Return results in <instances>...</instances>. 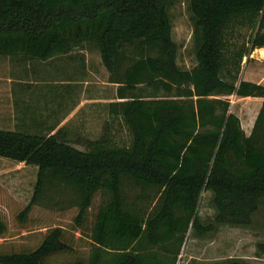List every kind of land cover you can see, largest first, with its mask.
I'll return each mask as SVG.
<instances>
[{
  "label": "trees",
  "instance_id": "trees-1",
  "mask_svg": "<svg viewBox=\"0 0 264 264\" xmlns=\"http://www.w3.org/2000/svg\"><path fill=\"white\" fill-rule=\"evenodd\" d=\"M172 2L0 0V57L46 61L91 44L121 99L107 105L106 136L85 150L67 142L62 127L0 129V157L37 167L29 203L0 198V239L4 213L24 227L55 187L70 189L76 207L70 228L48 226L28 248L0 245V264H175L189 230L202 236L213 228L197 216L203 191L212 193L216 223L250 224L264 199V102L246 136L227 97L264 98L263 85L240 77L244 57L264 48V0H189V70L177 64ZM242 29L250 33L236 42ZM126 184L139 188L130 200ZM258 249L264 254V244Z\"/></svg>",
  "mask_w": 264,
  "mask_h": 264
},
{
  "label": "rangeland",
  "instance_id": "rangeland-1",
  "mask_svg": "<svg viewBox=\"0 0 264 264\" xmlns=\"http://www.w3.org/2000/svg\"><path fill=\"white\" fill-rule=\"evenodd\" d=\"M168 14L172 26V39L177 46V64L181 69L189 70L196 64L194 20L189 8V0H173L169 5ZM240 31L242 36L236 39V42L245 41L250 33L247 29ZM64 56L70 57L71 63L77 67L72 74L78 78L83 76L88 81L84 94L87 96L95 94L106 98L114 96L115 90L113 86L108 84V73L101 63L98 50L93 45L83 44L73 48L67 54L57 57ZM249 57L253 58V53ZM249 57L243 59L242 64ZM32 62L26 61V64H32ZM23 64V62L13 60L10 57H0V69L3 71L7 69L9 76L24 74L25 65ZM80 66L83 68L80 69ZM11 88L12 84L10 85ZM227 98L230 102V111L235 114L238 113L241 104H246L245 100L235 95ZM97 110L99 117L88 118L87 120L84 117H79V115L81 113L90 114V112L84 110L78 112L76 117L62 126L63 138L74 147L85 150L88 143L106 136L105 111ZM81 122L84 123L83 130L89 135L80 134ZM123 133L116 132L117 139L123 136ZM36 176V166L0 157V186L4 190L0 198L3 200L7 193L18 204L29 203L34 193ZM138 192L139 188L136 186L127 184L124 186V193L128 200L132 199ZM148 193L151 198L143 204V207L150 211L155 204V200L152 199L155 189L148 190ZM73 199L74 194L70 189L59 190L55 187L48 190L43 200L38 202L31 211L30 220L24 227L19 225L10 214L4 213L8 224V233L3 239H0V245L3 249L28 248L37 244L41 233L48 226L60 225L67 229L70 228L71 218L76 212V207L68 204V202ZM101 199L102 196L99 195L95 205L99 204ZM197 216L203 225L211 224L213 228L202 236H197L193 230H189L175 264H230V261L234 259L246 264H264V254L260 253L258 249L260 244H264V199L258 210L252 215L249 225H221L215 222L212 193L203 191L197 208ZM76 236L79 234L76 233Z\"/></svg>",
  "mask_w": 264,
  "mask_h": 264
},
{
  "label": "crops",
  "instance_id": "crops-1",
  "mask_svg": "<svg viewBox=\"0 0 264 264\" xmlns=\"http://www.w3.org/2000/svg\"><path fill=\"white\" fill-rule=\"evenodd\" d=\"M252 53H255L254 57L247 58L242 64L241 79L264 86V48H257ZM71 62L70 57L65 56H55L46 61L33 60L28 65L23 62L24 74L14 76H9L7 69H0V129L53 134L80 111L90 112L79 115L86 120L98 118L97 109L105 111L108 125L111 118L108 103L121 100L116 98L117 85L108 83L115 90L114 96L110 98L95 94L87 96L84 90L88 81L83 76L78 78L72 74L77 67ZM239 98L245 100L246 104H241L238 113L234 114L240 119L241 128L248 136L264 98ZM83 124L81 122L80 134L89 135L83 130Z\"/></svg>",
  "mask_w": 264,
  "mask_h": 264
},
{
  "label": "water",
  "instance_id": "water-1",
  "mask_svg": "<svg viewBox=\"0 0 264 264\" xmlns=\"http://www.w3.org/2000/svg\"><path fill=\"white\" fill-rule=\"evenodd\" d=\"M253 54H255V53H253ZM244 59H246V57H244Z\"/></svg>",
  "mask_w": 264,
  "mask_h": 264
},
{
  "label": "bare ground",
  "instance_id": "bare-ground-1",
  "mask_svg": "<svg viewBox=\"0 0 264 264\" xmlns=\"http://www.w3.org/2000/svg\"><path fill=\"white\" fill-rule=\"evenodd\" d=\"M261 50V49H260ZM263 51V50H262ZM263 53V52H262ZM260 54V53H259Z\"/></svg>",
  "mask_w": 264,
  "mask_h": 264
}]
</instances>
